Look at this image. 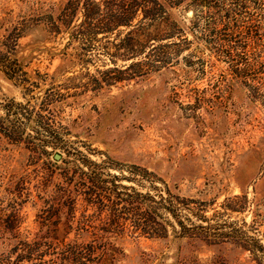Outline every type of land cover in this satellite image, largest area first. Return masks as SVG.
I'll list each match as a JSON object with an SVG mask.
<instances>
[{"label": "rangeland", "instance_id": "obj_1", "mask_svg": "<svg viewBox=\"0 0 264 264\" xmlns=\"http://www.w3.org/2000/svg\"><path fill=\"white\" fill-rule=\"evenodd\" d=\"M71 6L0 0V264H264V42L215 52L192 11L178 45L102 36Z\"/></svg>", "mask_w": 264, "mask_h": 264}, {"label": "trees", "instance_id": "obj_2", "mask_svg": "<svg viewBox=\"0 0 264 264\" xmlns=\"http://www.w3.org/2000/svg\"><path fill=\"white\" fill-rule=\"evenodd\" d=\"M72 14L79 9L80 26L95 29L107 36L119 29L146 30L147 42H188L183 38L173 18L174 12L192 11L193 23L203 22V36L209 39L215 52L227 49L230 54L241 50L238 57L254 54L259 42H264V0H71ZM81 6L78 8V4ZM127 36H133L130 31ZM127 56H113L122 61L141 58L140 36ZM176 43H173V42ZM117 55V54H113ZM244 59V58H243ZM131 63L128 68L137 66Z\"/></svg>", "mask_w": 264, "mask_h": 264}, {"label": "water", "instance_id": "obj_3", "mask_svg": "<svg viewBox=\"0 0 264 264\" xmlns=\"http://www.w3.org/2000/svg\"><path fill=\"white\" fill-rule=\"evenodd\" d=\"M59 157H60L59 155H55V159H56V160H58V159H59Z\"/></svg>", "mask_w": 264, "mask_h": 264}]
</instances>
